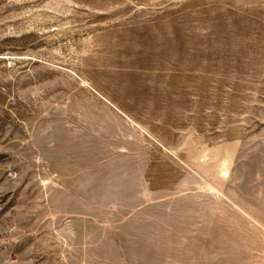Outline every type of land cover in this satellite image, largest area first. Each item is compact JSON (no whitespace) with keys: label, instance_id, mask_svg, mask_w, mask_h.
I'll return each instance as SVG.
<instances>
[{"label":"rangeland","instance_id":"rangeland-1","mask_svg":"<svg viewBox=\"0 0 264 264\" xmlns=\"http://www.w3.org/2000/svg\"><path fill=\"white\" fill-rule=\"evenodd\" d=\"M0 264H264V0H0Z\"/></svg>","mask_w":264,"mask_h":264}]
</instances>
